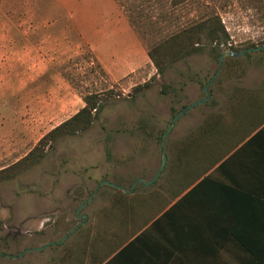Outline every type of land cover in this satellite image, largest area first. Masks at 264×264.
<instances>
[{
	"label": "rangeland",
	"instance_id": "374dc122",
	"mask_svg": "<svg viewBox=\"0 0 264 264\" xmlns=\"http://www.w3.org/2000/svg\"><path fill=\"white\" fill-rule=\"evenodd\" d=\"M211 14L220 16L229 36L220 45L206 39L203 50L158 73L148 49ZM252 45H264V0H0V64L16 72L31 144L83 108L86 94L107 97L88 130L58 138L41 161L0 179V264L55 259L62 226L83 220L76 214L81 204L87 202L80 213L88 215L81 226H94L111 197L121 194L103 181L130 188L139 175L158 172L163 152L169 164L174 141L221 109L239 79L249 85L263 51L227 54L222 65L219 59L227 49ZM212 79L210 98L201 103ZM29 148L0 160V170ZM109 213L107 221L118 223L121 212Z\"/></svg>",
	"mask_w": 264,
	"mask_h": 264
},
{
	"label": "crops",
	"instance_id": "0c3cea01",
	"mask_svg": "<svg viewBox=\"0 0 264 264\" xmlns=\"http://www.w3.org/2000/svg\"><path fill=\"white\" fill-rule=\"evenodd\" d=\"M251 51L264 55V49ZM261 60L250 68L249 85L239 79L227 102L214 111L220 114V160L214 166L206 170L201 159L175 157L158 177L139 175L138 180L154 181L139 180L134 191L118 194V223L101 215L94 226H78L56 244L55 259L48 254L46 264H264ZM13 70L0 64V104H5L0 160L33 148L32 124L18 109ZM167 166L169 173L163 174ZM76 227L62 226L61 238Z\"/></svg>",
	"mask_w": 264,
	"mask_h": 264
},
{
	"label": "trees",
	"instance_id": "16d2710c",
	"mask_svg": "<svg viewBox=\"0 0 264 264\" xmlns=\"http://www.w3.org/2000/svg\"><path fill=\"white\" fill-rule=\"evenodd\" d=\"M185 1L188 0H173V3L177 5ZM228 36L229 33L220 16L211 14L195 24L181 28V30L152 45L148 49V55L156 66L158 73L161 74L165 72L171 63L203 50L206 45V39L210 40L211 43L220 45ZM253 47H256V45H252ZM214 49L216 50L217 48L214 47ZM231 49L235 50L234 48ZM149 85L150 83H146L144 86L149 87ZM106 98L98 92L86 94L83 97L85 102L83 108L45 134L24 157L1 169L0 179H10L24 168L41 161L47 154V148L58 138L88 130L103 109V100ZM219 129L220 114L212 112L192 131L174 141L172 144L173 158L201 159L204 162V165H202L203 169L211 168L220 160ZM119 191L121 194L126 195L123 189ZM117 202H120L118 195L112 199L102 216H106L110 208L119 210L120 208L116 206ZM112 215L113 213H109L108 217Z\"/></svg>",
	"mask_w": 264,
	"mask_h": 264
},
{
	"label": "water",
	"instance_id": "95a60500",
	"mask_svg": "<svg viewBox=\"0 0 264 264\" xmlns=\"http://www.w3.org/2000/svg\"><path fill=\"white\" fill-rule=\"evenodd\" d=\"M262 49H264V45L256 46V47H253V48H245V49H242V50L239 51V52H238V51H235V50H232V49H227V50H225V51L223 52V54L220 56L219 63L222 65V63H223V59H224V57H225L227 54L232 55V56H241V55L245 54V53L248 52V51H251V50H262ZM212 81H213V79H212V80L208 83V85L206 86V88H205V92L207 93V96H206V98L200 100L201 103H202V102H205V101H207V100H209V98H210V93H209V91H208V86H209V84H210ZM195 105H197V104H193V105L189 106L188 108H192V107H194ZM186 109H187V108H185V109H183V110L186 111ZM179 117H180V116H179ZM179 117H178V116H175V117L172 119V121H171L169 127L167 128V130H166L165 133L163 134L162 142H161V148H162L163 151H164V147H165V144H166L167 136L169 135V133H170L171 130L173 129V127H174V125H175V123H176V121L178 120ZM166 162H167V156H166L165 152H163L161 165H160V168H159L158 172L156 173V177H158V176L161 174L162 170L164 169V167H165V165H166ZM139 180H141V181H142L143 183H145V184H151V183L154 181V179H152V180H150V181H146V180L143 179V178H140ZM139 180H137V181H139ZM136 183H137V182H136ZM136 183L134 184V186H131L130 189L126 188L124 185H119V184H117V183H115V182H112V181H109V180H105V181H103L102 184H108V185H111V186L116 187V188L124 189V190L127 191V192H128V191L132 192V191H134V188H135V186H136ZM102 184H101V185H102ZM101 185H100V186H101ZM98 187H99V186H98ZM86 203H87V202H84L83 204H81V205L77 208V210H76V214H77V216L80 217V218H83L82 222H81L79 225H77L76 228L72 229L67 235H65V236L60 240V242H63L64 240H66V239L69 237V235L72 234V233L78 228V226H81V225H83V224L86 222V220H87V218H88V215H87V214H84V213H82V214L80 213L81 209L86 205ZM55 243H56V242H50L49 245H50V244H55Z\"/></svg>",
	"mask_w": 264,
	"mask_h": 264
}]
</instances>
